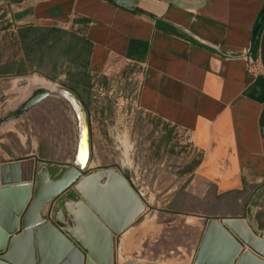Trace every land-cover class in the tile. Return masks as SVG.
<instances>
[{"label":"crops","instance_id":"obj_1","mask_svg":"<svg viewBox=\"0 0 264 264\" xmlns=\"http://www.w3.org/2000/svg\"><path fill=\"white\" fill-rule=\"evenodd\" d=\"M117 1L0 0V86L42 79L57 87L55 90L72 93L92 121L90 80L106 75L110 58L116 57L127 75L125 94L130 96L136 90L129 83L131 72L144 68L137 96L141 110L169 130L186 131L194 150L182 163L177 154H167L171 143L164 136L162 143L147 152L128 149L124 166L116 151L96 143L101 132L90 121L87 176L114 170L124 177L140 199L139 214L115 236L89 207L81 194L94 189L101 193L97 191L95 196L104 201L103 210L111 211L114 220H121L120 215L134 202L110 186L105 174L93 180V187L80 180L49 203L52 208L46 213L47 205L43 216L56 227L59 221L83 240L88 235L101 247L98 256L103 258L108 256L106 237L110 241L115 237V248L110 251L114 264H120V242L127 252L135 251V240L140 238L134 225L148 212L195 216L184 223L200 232L190 255H182L186 263L193 264L209 220H218L241 243L240 236L225 225L227 220H239L243 222L241 234L256 239L246 220L251 218L253 228L264 233V67L256 61L258 71L251 72L246 56L264 0H121L132 9ZM135 10L158 18L161 26ZM66 107V119H72V139L67 140L66 127L64 161L37 156L38 168L53 166L54 179L63 167L72 165L77 150V117L67 100ZM18 161L23 160L3 158L0 165ZM196 161L198 165L191 170ZM89 214L100 225L91 228ZM153 220L148 219L149 226L143 224V235L160 237L166 227L151 225ZM245 246L242 244L243 250H247Z\"/></svg>","mask_w":264,"mask_h":264},{"label":"water","instance_id":"obj_2","mask_svg":"<svg viewBox=\"0 0 264 264\" xmlns=\"http://www.w3.org/2000/svg\"><path fill=\"white\" fill-rule=\"evenodd\" d=\"M119 5L132 9L125 2L118 0ZM264 20L261 13L254 34L257 33ZM264 67V62H263ZM57 97L67 100L73 108L78 123V143L74 162L62 168L57 179L52 178V165L45 164L38 168L39 158L0 165V264H114L110 251L115 248V237H106L107 257L98 256L101 247L95 246L88 235L86 240L65 228L56 221V227L44 216V208L60 197L80 180L82 184L94 186L96 177L109 176L108 182L118 188L131 202L121 220H114L111 211L103 210V200L96 198L98 190H89L81 194L89 207L108 224L115 236H118L139 214L140 199L129 186L127 180L114 170L99 171L87 176L86 170L91 158L90 125L84 106L76 97L66 90H55ZM52 94L48 90H38L25 101L15 112L19 118L30 112ZM5 119H0V127ZM264 135V130H263ZM84 139H87L86 146ZM83 157L85 159H83ZM111 188V189H110ZM109 191H112V187ZM78 190V187H76ZM98 191V192H97ZM99 194H101L99 192ZM73 199L78 202L76 197ZM89 225H100L93 214H89ZM239 220H227L225 225L235 231L241 243L255 254L264 258V233L253 228L251 218L246 220L251 235L241 234ZM241 228V229H240ZM236 240L218 220H209L202 242L193 264H264L252 252L243 250L242 244ZM104 259L103 261L98 259ZM140 264V263H136Z\"/></svg>","mask_w":264,"mask_h":264},{"label":"rangeland","instance_id":"obj_3","mask_svg":"<svg viewBox=\"0 0 264 264\" xmlns=\"http://www.w3.org/2000/svg\"><path fill=\"white\" fill-rule=\"evenodd\" d=\"M110 65L111 63L106 68V75H97L90 80L88 99H90V107L93 112V120L90 121L93 123L92 126L101 132L96 143L103 144L104 150L111 148L116 151L118 162L121 164L122 159L125 166L127 165L125 157H127L128 149L133 147V152L140 148L147 152L154 145L162 143L164 136H167L171 143L167 148V154L170 156L177 154L180 162H187L190 151L184 138L180 137L178 133L172 129L169 130L165 125L141 112L131 115L129 105H124L121 111L118 109L116 105L118 96L111 95V90L115 89L118 93H122L124 98H127L125 90L128 80H126L127 75L123 70L120 73L115 70L109 71ZM130 75V77L128 76L129 83L137 87V83L132 78V72ZM32 82L34 83L25 80L20 83H6L0 86V119H5L0 127V152L2 151L0 159L27 160L32 156H38L46 161L62 163L66 156V127H68L67 140L71 141L72 139L70 134L72 119H66V112L69 108L66 107L65 99L57 98L55 93L57 87L42 79ZM38 90H48L52 95L30 112L16 118V110L30 94ZM90 121L89 125L91 126ZM108 129L109 133L106 132ZM169 133L171 134L170 138ZM111 143H113L112 146ZM107 159L109 160V155ZM135 163L137 162L135 161ZM51 208L52 204L48 205L46 213ZM150 213L148 212L134 225V228L137 229L135 234L137 238H140V240H135V251L129 253L122 247L121 242L119 243L120 264H128L126 263L128 261L140 264H192L182 260V255H190L200 237V232L197 229H193L192 225L184 224L190 221L189 218L195 216H159L154 212ZM149 218L155 219L151 225L160 224L166 227L164 234L160 237L159 235L156 237L143 235L142 226L143 224L149 226ZM192 222H194L193 219L190 223ZM156 240H158L157 243ZM246 248L250 250L248 246ZM121 253L127 257L124 258Z\"/></svg>","mask_w":264,"mask_h":264},{"label":"built area","instance_id":"obj_4","mask_svg":"<svg viewBox=\"0 0 264 264\" xmlns=\"http://www.w3.org/2000/svg\"><path fill=\"white\" fill-rule=\"evenodd\" d=\"M246 60L248 63V68L251 72H257L258 71V63L247 54L246 56ZM111 65L109 66L108 70L109 71H117L118 73L121 72V61L116 58V57H112L110 58L108 64ZM144 75H145V69L140 67L137 68L133 73H132V78L134 79V81L137 83V87L136 90L133 92L132 95L127 96V98H124L122 93H118L115 89L111 90V95H115L118 96V99H116V105L118 107V109L121 111L124 107V105H129V107L131 108L130 114L133 115L135 112H141L144 115H146L145 112H143L138 104L137 101V96L142 88L143 82H144ZM131 81V79H130ZM118 93V94H117ZM172 129L179 134L180 137L184 138L185 143L188 145L189 151H193L194 149L191 147V144L189 142V135L186 131H184L181 128L178 127H172Z\"/></svg>","mask_w":264,"mask_h":264},{"label":"trees","instance_id":"obj_5","mask_svg":"<svg viewBox=\"0 0 264 264\" xmlns=\"http://www.w3.org/2000/svg\"><path fill=\"white\" fill-rule=\"evenodd\" d=\"M135 14L138 15H144L150 19H152L155 23H156V27H160L162 24V21L159 20L156 17H153L152 15H147L144 12H141L139 10H135L134 11ZM175 34L186 38V36L180 32H174ZM249 56H251L255 61H261L262 63L264 62V21L261 25V27L259 28V30L257 31V33L253 36L252 38V43H251V47L247 53ZM90 90V87H89ZM198 161H196L192 167L191 170L196 167L198 165Z\"/></svg>","mask_w":264,"mask_h":264},{"label":"bare ground","instance_id":"obj_6","mask_svg":"<svg viewBox=\"0 0 264 264\" xmlns=\"http://www.w3.org/2000/svg\"><path fill=\"white\" fill-rule=\"evenodd\" d=\"M84 142H85V145H84V147L86 146V143H87V139H84ZM83 159H85L84 157H83Z\"/></svg>","mask_w":264,"mask_h":264}]
</instances>
